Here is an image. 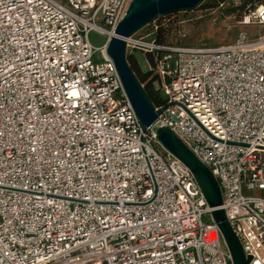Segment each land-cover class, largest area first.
<instances>
[{"label": "built area", "instance_id": "2783aa9c", "mask_svg": "<svg viewBox=\"0 0 264 264\" xmlns=\"http://www.w3.org/2000/svg\"><path fill=\"white\" fill-rule=\"evenodd\" d=\"M131 1L0 0V264H233L217 208L139 120L107 53ZM237 23L263 30L193 46L144 27L127 53L145 56L158 121L212 171L264 264V0ZM92 30L107 36L97 60Z\"/></svg>", "mask_w": 264, "mask_h": 264}, {"label": "water", "instance_id": "95a60500", "mask_svg": "<svg viewBox=\"0 0 264 264\" xmlns=\"http://www.w3.org/2000/svg\"><path fill=\"white\" fill-rule=\"evenodd\" d=\"M204 0H132L126 14L109 39L107 53L112 58L126 95L139 120L146 129H151L162 147L181 160L193 173L219 225L224 242L231 253L233 264H250L252 257L243 247L227 220L220 185L212 171L202 163L187 145L169 128L158 121L162 109L156 110L146 95L144 85L135 75L127 53V39L157 17L180 11H192ZM219 207V208H218Z\"/></svg>", "mask_w": 264, "mask_h": 264}, {"label": "rangeland", "instance_id": "374dc122", "mask_svg": "<svg viewBox=\"0 0 264 264\" xmlns=\"http://www.w3.org/2000/svg\"><path fill=\"white\" fill-rule=\"evenodd\" d=\"M250 1L227 0L213 7H207L210 3L215 2L214 0H204L195 10L175 12L159 19L163 20L166 24H172L171 31L168 35L169 42L180 45L215 46L233 42L237 34L242 30H249L252 34L262 32L263 29L255 30L254 28H246L237 23L238 15ZM156 20L158 18L153 22ZM153 22L144 27L150 28ZM141 31L139 30L138 33ZM88 39L93 48L96 49L95 59L97 60L99 50L106 43L107 36L97 30H92L88 34ZM130 53L132 52H128V54ZM133 53L140 59L143 69L146 70L147 63L143 60L145 57L143 53L139 50H135ZM150 78H156L154 87L157 89V77L151 74ZM222 247L225 251L228 250L224 243H222Z\"/></svg>", "mask_w": 264, "mask_h": 264}, {"label": "trees", "instance_id": "16d2710c", "mask_svg": "<svg viewBox=\"0 0 264 264\" xmlns=\"http://www.w3.org/2000/svg\"><path fill=\"white\" fill-rule=\"evenodd\" d=\"M225 1H227V0H214L215 3H210V5H208L207 7H213L215 5L223 3ZM256 1H258V0H251L250 3H254ZM170 14H173V13H170ZM170 14H167V15H170ZM163 16H166V15H163ZM163 16L157 17L158 20H156L155 22L152 23V25H150V26L155 27V40H156V42H158L160 44H165L168 42V35L171 31V26H172V24H166V23H164L163 20L159 19ZM148 58H150V57H148ZM143 60H144V62H146L145 57ZM128 61L131 65L135 75L137 76L139 81L144 85L146 95L149 98V100L151 101V103L155 106L162 105L164 102V99L161 96L160 91L154 87V82H155L156 78H152V79L150 78L151 74H153V73L147 69L146 70L143 69L142 63H141L140 59L135 55V53L128 54Z\"/></svg>", "mask_w": 264, "mask_h": 264}, {"label": "bare ground", "instance_id": "6f19581e", "mask_svg": "<svg viewBox=\"0 0 264 264\" xmlns=\"http://www.w3.org/2000/svg\"><path fill=\"white\" fill-rule=\"evenodd\" d=\"M113 36V35H112Z\"/></svg>", "mask_w": 264, "mask_h": 264}]
</instances>
